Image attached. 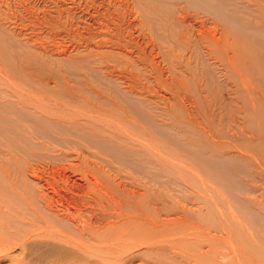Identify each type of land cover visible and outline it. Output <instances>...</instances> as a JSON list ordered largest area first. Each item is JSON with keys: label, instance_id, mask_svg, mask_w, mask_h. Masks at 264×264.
<instances>
[{"label": "bare ground", "instance_id": "obj_1", "mask_svg": "<svg viewBox=\"0 0 264 264\" xmlns=\"http://www.w3.org/2000/svg\"><path fill=\"white\" fill-rule=\"evenodd\" d=\"M188 1L192 6L197 3L196 0ZM217 8L218 6L207 7L208 11L216 16V19L220 15ZM12 10L14 9L9 0H0V14L6 16L7 22L13 20ZM8 12L10 15H7ZM187 14L183 10V16L178 20L182 22L189 16ZM57 16L59 17L60 14ZM51 19L56 20L57 17L51 16ZM222 23L224 28L221 33H225V39L217 38L216 33L219 30L217 27L201 30L202 38L206 44L216 48L222 44L227 52L233 54L234 59L233 57L231 59L236 62L238 67L249 72L247 80L241 78L237 88L251 100L249 104L246 98V103L244 102L246 115L244 122L239 123L250 129L248 130L250 134H257V136L256 142H253L252 138L246 134L237 137V144L233 145V149H237L236 152L230 154L229 150L220 148V153L223 155L216 156L215 163L205 160L202 155L196 156L199 159L202 173L209 176L207 171L214 168L218 172L216 176L210 175L209 179L201 181L203 186L210 189H214L216 185H220L222 189L223 185L228 187L230 184H226L227 179L224 176H219L218 168L226 167V163L230 160L240 164L246 162L249 151L254 155L251 158L259 160L258 164L264 166V59L257 53L258 49L252 47L251 39V35L257 31L238 24L233 18L224 17ZM97 32L99 33V31ZM7 33L16 32L8 29L5 23L0 21V63L2 66L6 65L7 74L14 77L13 80L7 79L9 86L13 87L11 88L15 90V94L19 98L27 97L36 102H44L47 97L49 100L46 103L53 104V106L55 103L59 106V109L52 112L62 114V116H56L59 117L57 120H53L48 117L41 118L34 113L31 115L28 110H24L26 114L19 115L22 121L31 125L38 132H36L37 135L40 134L39 137H48L50 132L58 129L69 135L70 140H73L78 146L74 151L71 150L72 146L71 149L66 150L67 145L64 146L63 142H57L50 150L51 155L46 156L42 161L35 160L30 165L11 159L6 162L8 167L6 175L8 183L11 185L7 184L8 202L5 205V214L0 209V219L5 215L3 219L11 229L14 239L18 237L17 232L24 229V235L17 240V243L23 248V253H27L31 259L41 262L52 259L64 261L63 259L73 257L93 261L94 258L99 257L103 260L107 259V264H137L139 262L142 264H169L172 262L178 264H264V241H252L244 235L243 230L236 228L232 222L234 219L232 211H230V219L227 216L226 220L227 212L220 210L221 218L225 222L217 224L213 209L208 208V212L213 215V219L216 221L210 226L204 227L193 220H200L206 213L187 206L172 209L165 202L167 198L166 195H163L164 192H161L164 199H156L153 189H151L153 183L151 177H147L151 183L148 186V183L144 182V177L120 175L119 168L115 166L117 164L126 165L134 172H142V167L148 169L155 166V151L152 150V147H155L153 142L155 127L157 126L160 131L164 132L168 128L167 123L156 125L155 117L150 114V110L134 100L131 95L134 89L133 84H127L126 89H122L120 85L123 83L119 84L118 81H110L106 78L100 81L94 80L98 82L100 89L102 84L104 89L109 91L107 94L96 91L92 82H83V80H73L74 82L70 80L71 85L68 86L63 81H57L54 74L47 71L46 67L48 66L44 62H37L36 65L30 63V58L23 56L24 51L23 53L20 51L23 48L22 41L8 37L5 35ZM245 33L250 38L245 36ZM262 33H264V29ZM126 42L128 43V40ZM47 52L51 55L49 56L52 61L62 64L74 63L78 57L82 70H86L92 75L93 72L102 74L104 69L96 70L93 66L92 59L96 54L104 52L115 54V51L107 49L104 45L92 44L83 47L77 45L73 49L63 48L62 52H57V50ZM153 67L160 68L159 65H153ZM159 72L162 77L165 76L160 69ZM171 81L172 89L176 88L181 91L183 87L188 86L186 81L177 82L174 76ZM254 82L258 84L256 85ZM77 94L83 95L79 99L80 102H76L79 103L80 109H75V112H79V114H77V118L68 117L66 110H70L69 106L74 104L71 102L73 97L79 98ZM197 96V106L201 108V96L200 94ZM60 100L67 102L60 105L58 102ZM15 109L17 110L18 106L13 103L3 104L0 102V119L4 118V114L7 113L5 111H15ZM97 114L104 116V118L100 117L101 120L120 124L123 122V125L128 126L130 132L124 134L125 137L115 128L101 125ZM0 128H2V132H7L6 137L13 141L9 144L12 152H24L23 146L33 149L31 143L29 142V144L19 133V129L14 128L10 122L0 120ZM235 136H237L236 133ZM162 137L161 143L165 141L163 142L165 145H161L162 152L161 156L159 154V162L160 171L165 176L169 172L167 156L169 140L166 134ZM108 158L114 161H109ZM140 158H143V161ZM262 169L264 170L263 167ZM1 182L2 179H0V193H3ZM225 190L227 191V189ZM210 196L212 195L210 194ZM228 199L232 201L234 205L232 207L242 213L244 217L255 221H259L263 217L258 209L256 210L254 206L241 199L238 193H234V191L232 193V188L231 192L229 191ZM205 202L215 205L210 199H205ZM160 203L161 205L158 206ZM259 204H263V202L259 201ZM24 221L29 223H24Z\"/></svg>", "mask_w": 264, "mask_h": 264}, {"label": "rangeland", "instance_id": "obj_2", "mask_svg": "<svg viewBox=\"0 0 264 264\" xmlns=\"http://www.w3.org/2000/svg\"><path fill=\"white\" fill-rule=\"evenodd\" d=\"M9 2L14 9L12 10L13 20H10L11 23L7 22L6 16L0 14V21L5 23L8 29L16 32L5 35L14 40L20 39L23 42H21L23 48L20 51L22 53L24 51L23 56L30 58V63L36 65L37 62H44L48 66L46 67L47 71L53 73L57 81H63L68 86L71 85L70 80L72 82H74L73 80H83V82H92L95 85V90L104 94L109 91H106L102 84L100 89L98 82H96L103 78L118 81L119 84L123 83L120 85L122 89H126L127 84H133L134 89L131 95L134 100L150 110V114L155 117L156 125L167 123L166 132L160 131L157 126L154 130L153 142L155 147H152V150L155 151V166L148 169L142 167V172H134L128 169L126 165L117 164L115 166L119 168L120 175L144 177V182L148 183V186L151 183L147 177H151L153 181L151 189H153L156 199H164L161 195L164 192L166 194L163 193V195H166L167 198L165 202L170 208L187 206L199 210L201 213H206L200 220H193L204 227L210 226L216 221L213 219V215L208 212V208L213 209L217 224L225 222L221 218L220 210L227 212L226 220L227 216L230 219V211H232L234 213L232 222L236 228L243 230L244 235L252 241H264V170L262 169L264 166L258 164L259 160L251 158L254 155L249 151L246 162L240 164L230 160L226 163V167L218 168L219 176H224L227 179L226 184H230L229 188L223 185L222 189L220 185H216L214 189H210L203 186L201 181L206 180L210 175L216 176L218 172L214 168L207 171L209 176L202 173L199 159L196 158V156L202 155L205 160L215 163L214 158L223 155L220 153V148L229 150L230 154H234L237 149H233V145L237 144V137H242L245 134L249 135L253 142H256L257 134H250L248 131L250 129L240 124L244 122L246 115L244 102L246 103L247 98L250 104L251 100L237 88L241 78L247 80L249 72L238 67L236 62L231 59L233 54L227 52L222 44L218 45V48L206 44L202 38L201 30L217 27L219 29L216 33L217 38L223 37L225 39V33H221L224 28L222 20L224 17L233 18L238 24L257 31L258 35L257 33L251 35L252 47L258 49L257 53L264 59V33H262L264 29V0H196L197 3L193 6L188 0H78V2L77 0H21L20 2L9 0ZM214 6H218V14H220L218 19L207 9V7ZM261 7L262 9H260ZM59 10L60 12H58ZM183 10L190 17L188 16L182 23L178 19L183 16ZM57 14L60 16L58 17ZM7 15L10 13L8 12ZM51 16L57 17V19L53 20ZM20 34L23 36H19ZM244 35L250 38L247 33ZM143 43L146 44V47ZM90 44L104 45L107 49L115 51V54L112 55L105 52L96 54L92 59L96 70L104 68L102 74L93 72L92 75L86 70H82L78 57L74 63L62 64L52 61L51 55L47 52L50 50L62 52L63 48L73 49L77 45L83 47ZM131 58L133 59L131 60ZM153 65H159V69L164 72L165 76L162 77L159 69L154 68ZM5 67L6 65L2 66L0 63V102L3 104L13 103L18 106V109L5 111L7 113L0 120L10 122L14 128L19 129V133L28 143H31L33 149L23 146L24 152H12L9 144L13 141L8 139L6 137L7 132H2V128H0V179H2L1 184L4 191L0 193V209L4 214L5 205L8 202L7 184L8 186L11 185L8 183V176L6 175L8 169L6 162L8 160L27 163V165L32 164V161L35 160L42 161L46 156L51 155L50 150L57 142H63L64 146L67 145L66 150L71 149V146L73 151L78 148L76 143L70 140L69 135L58 129L50 132L48 137H39L40 134L37 135L38 132L31 125L22 121L19 115L26 114L24 110H28L31 115L34 113L41 118L48 117L53 120H57L59 117L56 116H62V114L52 112L59 109V106L55 103L54 106L46 103L49 100L46 96L44 102H36L27 97H17L15 90L9 86L7 81V79L13 80L14 77L7 74ZM208 72L210 73L208 74ZM173 76L177 82L186 81L188 86L183 87L181 91L176 88L172 89L170 82H172ZM129 81L131 82L129 83ZM254 83L258 84L257 82ZM199 94L201 96V108L197 106V95ZM78 96V99L72 98L73 101L71 102L74 104L69 106L68 109L70 110H66L68 117L77 118V114H79V112H75V109H80L79 103L76 102H80L79 99L83 95ZM56 99L58 100V98ZM58 102L63 105L67 101L60 100ZM97 116L101 125L107 126V128L108 126L115 128L121 132V135L123 134L122 136L126 137L124 134L130 132L128 126L123 125V122L122 124L111 123L109 120H101L104 118L103 115L97 114ZM164 134L169 140L167 144L169 148L167 155L169 172L165 176L160 171L159 162L162 152L161 145H165L163 144L165 141L161 143ZM77 141L79 140L77 139ZM158 150L161 151L158 152ZM28 154H32L33 157ZM140 159L143 161V158ZM107 160L114 161L109 158ZM162 185L163 187H161ZM231 188L232 193L233 191L238 193L241 199L261 212L263 215L261 220L255 221L246 218L232 207L234 205L228 199ZM205 199L212 200L215 205L206 203ZM259 201H262L263 204H259ZM160 205L161 203L158 206ZM3 218L0 219V264H107V259L103 260L99 257L94 258L93 261L80 257L63 259L64 261L57 259L44 262L33 260L27 253H23V248L17 243V240L24 235V229L19 230L17 232L18 237L16 236L17 238L14 239L11 229ZM24 223L29 222L24 221Z\"/></svg>", "mask_w": 264, "mask_h": 264}]
</instances>
